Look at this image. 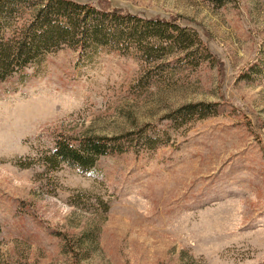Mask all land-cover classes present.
Here are the masks:
<instances>
[{
  "label": "rangeland",
  "instance_id": "obj_1",
  "mask_svg": "<svg viewBox=\"0 0 264 264\" xmlns=\"http://www.w3.org/2000/svg\"><path fill=\"white\" fill-rule=\"evenodd\" d=\"M74 1L176 20L212 60L147 79L64 50L1 83L0 264H264V0ZM195 103L217 113L169 121ZM142 128L165 143L89 170L54 159L59 138Z\"/></svg>",
  "mask_w": 264,
  "mask_h": 264
},
{
  "label": "trees",
  "instance_id": "obj_2",
  "mask_svg": "<svg viewBox=\"0 0 264 264\" xmlns=\"http://www.w3.org/2000/svg\"><path fill=\"white\" fill-rule=\"evenodd\" d=\"M64 50L76 54L79 62L103 53L129 56L144 66L147 79L193 70L212 60L198 33L176 20L74 0H0V84ZM215 113L214 104H187L174 110L169 121L181 125ZM154 130L156 134L142 128L119 136L59 138L54 141V159L89 170L100 158L150 151L159 141L165 143L164 130Z\"/></svg>",
  "mask_w": 264,
  "mask_h": 264
}]
</instances>
